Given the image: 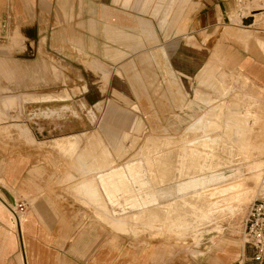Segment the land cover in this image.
<instances>
[{
  "label": "crops",
  "instance_id": "1",
  "mask_svg": "<svg viewBox=\"0 0 264 264\" xmlns=\"http://www.w3.org/2000/svg\"><path fill=\"white\" fill-rule=\"evenodd\" d=\"M155 2L0 0V264H147L158 258L144 247L132 251L126 244H112L111 225L89 217L92 211L76 201L85 204L95 193V175L84 174L79 160L90 150V135H101L91 113L106 119L107 103L118 102L111 94L117 85L129 87L140 107L157 101L141 73L144 62L148 70L159 69L150 50L162 46L155 23L167 35L190 36L182 45L185 58L175 57L176 37L167 46V60L175 57L184 81L198 71L188 93L198 95L213 84L204 75L217 69L221 44L201 69L188 58L192 51L205 54L198 46L205 37L220 39L223 25L217 26L231 0H183L181 14V0H158L157 18H147ZM259 26L242 29L244 37L237 40L249 55L240 59L233 46L228 71L243 73L264 88V34H259L264 27ZM219 58L227 70L228 58ZM133 72L141 82H133ZM65 105L71 109L64 110ZM15 200L27 203L20 225L7 206ZM210 242L192 249L181 264H252L250 245L223 238Z\"/></svg>",
  "mask_w": 264,
  "mask_h": 264
},
{
  "label": "rangeland",
  "instance_id": "2",
  "mask_svg": "<svg viewBox=\"0 0 264 264\" xmlns=\"http://www.w3.org/2000/svg\"><path fill=\"white\" fill-rule=\"evenodd\" d=\"M157 2L145 13L147 18H157L161 9L156 7ZM231 2L228 14L217 26L223 25L220 39L205 37L203 45L198 43L205 54L192 51V57L186 56L201 69L215 46L221 44L216 51L217 71L208 70L204 75L206 81L213 82L208 90L191 96L188 91L198 71L184 81L175 68L174 58H185L183 47L190 38L188 32L170 31L167 35L155 23L162 46L150 50H154V66L159 69L148 70L151 67L144 62L141 71L149 80V89L155 91V104L140 107L129 87L117 85L111 94L118 102L112 99L107 103L106 119L91 113L93 125L101 128L100 136L106 144L95 132L89 138L90 150L79 154L81 170L84 174L94 173L96 181L93 196L90 194L85 204L76 201L92 211L89 217L111 225L113 232L106 226L112 244H126L132 251L144 247L146 254L158 256L147 264H181L188 254L193 255L192 249L199 250L201 245L204 249L219 238L243 244L248 209L259 197L264 175V88L243 73L228 70L233 46L240 59L249 55L237 40L244 37L242 29L258 27L243 26L242 17L264 13V2L253 0L241 11L235 0ZM182 3L183 0L178 14L184 10ZM173 37L176 55L167 60L168 42ZM220 56L228 58L227 70L221 68ZM136 74L133 72L132 80L139 83ZM115 83L119 84L118 78ZM65 107L64 110L71 109L69 105ZM87 153L91 163L86 167ZM134 163H141L144 171L141 183L129 170ZM117 169L126 171L133 188L117 193L112 200L100 176ZM148 196L156 201L146 206L143 202ZM190 200L195 205L185 203Z\"/></svg>",
  "mask_w": 264,
  "mask_h": 264
},
{
  "label": "built area",
  "instance_id": "3",
  "mask_svg": "<svg viewBox=\"0 0 264 264\" xmlns=\"http://www.w3.org/2000/svg\"><path fill=\"white\" fill-rule=\"evenodd\" d=\"M252 1L235 0L236 4L240 7L239 11ZM260 1L264 2V0ZM258 195L259 197L250 204L244 223V243L254 249L252 264H264V188ZM7 206L13 213L17 224L20 225L21 219L27 210V203L15 200L13 203L7 204Z\"/></svg>",
  "mask_w": 264,
  "mask_h": 264
},
{
  "label": "bare ground",
  "instance_id": "4",
  "mask_svg": "<svg viewBox=\"0 0 264 264\" xmlns=\"http://www.w3.org/2000/svg\"><path fill=\"white\" fill-rule=\"evenodd\" d=\"M247 6V5H246ZM246 8V7H245ZM244 8V9H245ZM250 8V7H249ZM240 9V8H239ZM243 9V10H244ZM259 10V9H258ZM262 11V10H261ZM253 15V14H252ZM246 24H249V23H252V24H256V25H262L264 24V13L263 11L261 13H256L255 16H250L249 15V19H246L245 22ZM256 25H250V26H256ZM202 121V120H201ZM200 121V123H201ZM204 125V124H202ZM81 157V155H80ZM85 158V156H84ZM82 159V158H81ZM80 160V159H79ZM85 161V159H84ZM154 161V160H153ZM82 162V161H81ZM88 163V161H86ZM82 164V163H81ZM84 164V162H83ZM86 164V163H85ZM82 166V165H81ZM90 166V165H89ZM88 166V167H89ZM86 167H87V164H86ZM83 169L85 167H82ZM164 168V167H163ZM125 169V168H124ZM129 170L133 176V178L136 180L137 183H141L143 182V180L141 179L143 175H141L143 172L141 171V163H134V164H131L129 166ZM101 180H102V183L104 184V187L106 188L107 190V193L109 194L110 193V199L112 197V200H113V197H116L117 193H123V191H128V189L130 190V188L132 187L131 186V182L130 180L128 179V177L126 176V171L123 170V169H117V170H111L110 172H107V173H104L100 176ZM263 183H264V175L261 179V182L259 184V188H258V192H257V196L259 194V192L264 188L263 186ZM133 188V187H132ZM132 190V189H131ZM130 193V192H129ZM151 195V194H150ZM256 196V197H257ZM156 199H154V197L152 196H148L143 204L144 205H148L152 202H155ZM193 200H190V201H186L185 203L186 204H189V205H195L193 204ZM161 218L162 215H161ZM200 234L203 233V231H200L199 232Z\"/></svg>",
  "mask_w": 264,
  "mask_h": 264
}]
</instances>
